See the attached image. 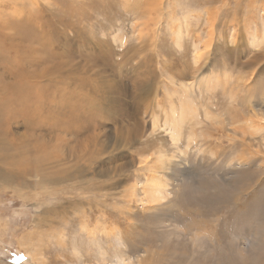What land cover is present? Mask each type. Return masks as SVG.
Instances as JSON below:
<instances>
[{
	"label": "rangeland",
	"instance_id": "rangeland-1",
	"mask_svg": "<svg viewBox=\"0 0 264 264\" xmlns=\"http://www.w3.org/2000/svg\"><path fill=\"white\" fill-rule=\"evenodd\" d=\"M3 11L21 22L4 54L23 82L44 74L47 101L65 80L78 96L46 113L61 130L40 140L5 125L41 169L0 176V264H264V0H0V22ZM13 164L0 150V172Z\"/></svg>",
	"mask_w": 264,
	"mask_h": 264
},
{
	"label": "bare ground",
	"instance_id": "bare-ground-1",
	"mask_svg": "<svg viewBox=\"0 0 264 264\" xmlns=\"http://www.w3.org/2000/svg\"><path fill=\"white\" fill-rule=\"evenodd\" d=\"M15 7H13V12L15 14H20V11L14 10ZM3 16H4L3 17L4 21L0 22V150L2 151L3 156H5L6 159L10 163H14V164H13V172L11 174H6L3 172H0V176L6 177V179H8V180L10 177V181H12L16 177L15 175H17V174L21 173V174L30 175L32 173L31 172L32 170H28V167H29L28 164H31L32 161L35 160L34 166L37 167L39 170L41 169V163H39L35 157H34V159H32L33 157L31 156V148H27L26 150H22L20 142L17 145L14 144V142L16 141V138H14L11 130L8 127H6L5 125L12 127L13 123H19L20 126L24 127L25 129L34 131L32 133V135H35L37 137V139L40 140L41 138H44V133H38L39 131L46 130L49 127L53 128V126L57 125V124L51 123V121L45 119L46 113H50V111H51V113L55 112V110H53L54 109L53 107H55L56 109H57V106H59L60 108H65L66 105L68 106L67 108L68 109L71 108V111H72L73 107H71V105L69 106L68 102L73 98H69V99L64 100V95L68 94V97L74 96V98H76V95L78 96V92H77V90L73 91L74 89L71 91L70 90V88H71L70 84H72V83L68 82L66 80L65 81L63 80L65 82L64 90H62V92H61L60 88H59V91L57 94V95H62V98L59 101L52 98L51 102H50V101H47L45 99L46 91H47L46 86L43 84H37L43 80L44 74L37 75V77L33 83L23 82L22 75L20 73L15 72L12 68V66H14L15 64H19V67H22L23 66L22 61L18 57H16L15 59H11L10 57H8L7 55L4 54V51H9V52L18 51L16 46L20 47V45L17 44V41L14 40L15 36L12 33L9 34V37H6V35L4 33L5 29H13L12 24L16 23L20 20L14 19L13 17H11L12 15L10 17H8V12L6 13L5 11H3ZM7 18H8V20H6ZM211 19L212 18L209 17V21ZM18 23H21V22H18ZM40 24H41V21H40ZM177 30H179V29L177 28ZM3 40H6L7 43H3ZM44 40H45V38L41 37V39L39 41H44ZM29 41H30V39H29ZM37 41H38V39H37ZM260 42H262V41H260ZM27 47H29L28 44H27ZM32 50H34V49H32ZM29 52L32 53V51H29ZM35 52H38V51H35ZM42 57L43 56L38 58V59L41 58L40 61L32 60L31 63L34 65L36 63L42 62V59H43ZM8 59L13 61V65H12V61H10ZM52 59H53V57H52ZM49 61H51V60H49ZM56 69H57V67H56ZM47 70H49V69H47ZM50 73H52V72H50ZM35 84H37V85H35ZM60 108L58 110H60ZM63 111H65V110H63ZM50 119H52V118H50ZM60 119H62V118H60ZM77 122L79 123L80 121L77 120ZM57 126H58V129H57V127H55L56 129H54V130H56V131L61 130L59 125H57ZM56 131H54V132H56ZM19 140H20V138L18 139V141ZM39 150H40V148H39ZM40 160L42 161V159H40ZM242 160H244V159H242ZM148 170L153 174V176L149 177V179H148L149 181H148V188H147L146 193H147V195H149V194L151 195L150 200H153V201L157 200L158 201V200L162 199L163 196L165 195V193L163 195V191H162L164 189H162L163 187H162L161 183H159V180H157L155 178V173H156L155 168L154 167H152V168L148 167ZM20 177H21V175H20ZM48 178H49V176H48ZM3 179H1V180H3ZM48 180H51V179H48ZM15 181H17V180L15 179ZM57 183H58V181H57ZM15 187L17 188V186H15ZM133 188H134V190H132V191L134 193H136L137 192L135 189L136 187H133ZM35 257L36 256H34V258Z\"/></svg>",
	"mask_w": 264,
	"mask_h": 264
}]
</instances>
